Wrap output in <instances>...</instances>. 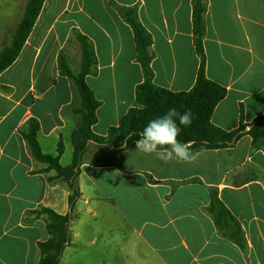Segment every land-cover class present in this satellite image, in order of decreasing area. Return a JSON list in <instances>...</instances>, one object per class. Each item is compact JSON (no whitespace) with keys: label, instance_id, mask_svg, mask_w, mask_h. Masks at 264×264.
Masks as SVG:
<instances>
[{"label":"crops","instance_id":"0c3cea01","mask_svg":"<svg viewBox=\"0 0 264 264\" xmlns=\"http://www.w3.org/2000/svg\"><path fill=\"white\" fill-rule=\"evenodd\" d=\"M205 4V73L227 90L211 121L231 132L264 115V0ZM116 6L134 8L151 36L153 83L173 92L195 85L193 0H45L19 56L0 74V264H39V243L49 238L46 215L32 214L41 208L72 213L63 264H264V150L247 133L189 162L145 155L135 141L120 149L89 141L72 210L66 184L33 156L30 120L43 154L62 167L73 161L80 98L59 59L79 72L78 35L96 57L86 77L99 101L94 135L105 136L137 106L144 76L133 29ZM213 193L233 219L217 222Z\"/></svg>","mask_w":264,"mask_h":264},{"label":"trees","instance_id":"16d2710c","mask_svg":"<svg viewBox=\"0 0 264 264\" xmlns=\"http://www.w3.org/2000/svg\"><path fill=\"white\" fill-rule=\"evenodd\" d=\"M45 0H28L25 11L13 40L0 54V74L7 69L19 56L35 22L41 12ZM117 10L132 27L134 32L137 60L141 65L144 81L137 86L135 100L137 106L131 108L120 120L116 127H111L105 136H96L92 132L93 125L97 122L96 110L99 101L93 91L86 83V77L92 72L96 63L95 52L92 43L87 37L78 35V41L82 49V60L80 70L73 73L66 60L61 56L59 69L61 73L72 79L78 96L80 106L73 110L79 116L80 122L72 135L74 146L73 161L70 165L62 167L58 157L42 153L37 141L39 125L37 121L30 120L28 132L25 137L29 143L33 156L40 162L46 164L45 170H54V180L60 179L70 191L69 203L71 210L80 197V190L77 178L80 172L82 156L89 141L98 144H107L117 149L123 148L139 138L138 133L150 120L157 118L167 112L169 108H176L183 113L190 110L192 113L191 125L181 126V133L178 140L191 142V151L196 155L203 150L219 149L232 145L242 134L247 133L252 138V146L264 150V115L258 117L250 125H241L238 130L227 132L215 126L212 121V114L218 103L226 96L227 90L211 81L205 73V0H193L192 10V31L196 53L201 62L195 85L186 92H173L153 83V72L151 69L152 56L150 47L152 39L147 30L137 18L134 8L118 7ZM177 123H179L177 121ZM247 127H250L247 130ZM63 151L62 143L59 144L58 152ZM211 211L217 215L219 223L220 216L233 219L228 209L218 199L215 193L211 197ZM35 215L45 214L47 217L46 230L49 238L39 243L40 260L39 264H59L64 249L71 244L70 222L72 213L60 215L51 209L41 208L32 212Z\"/></svg>","mask_w":264,"mask_h":264},{"label":"clouds","instance_id":"9594fccd","mask_svg":"<svg viewBox=\"0 0 264 264\" xmlns=\"http://www.w3.org/2000/svg\"><path fill=\"white\" fill-rule=\"evenodd\" d=\"M177 121L179 123H177ZM192 123V113L186 110L181 113L176 108H169L166 113L150 120L138 133L135 140L136 151L145 155H155L162 161L175 159L189 162L196 159L191 151V142L178 140L181 126H189Z\"/></svg>","mask_w":264,"mask_h":264},{"label":"rangeland","instance_id":"374dc122","mask_svg":"<svg viewBox=\"0 0 264 264\" xmlns=\"http://www.w3.org/2000/svg\"><path fill=\"white\" fill-rule=\"evenodd\" d=\"M27 1L22 0V3H20L17 0H0V54L10 46L17 26L23 17ZM90 262L92 264H103L104 261L92 260ZM105 262L107 263V261ZM59 264H63L61 258Z\"/></svg>","mask_w":264,"mask_h":264}]
</instances>
